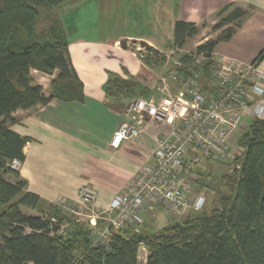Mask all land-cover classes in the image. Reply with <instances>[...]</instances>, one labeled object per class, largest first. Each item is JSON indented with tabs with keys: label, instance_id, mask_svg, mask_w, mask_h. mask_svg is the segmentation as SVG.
Listing matches in <instances>:
<instances>
[{
	"label": "trees",
	"instance_id": "obj_1",
	"mask_svg": "<svg viewBox=\"0 0 264 264\" xmlns=\"http://www.w3.org/2000/svg\"><path fill=\"white\" fill-rule=\"evenodd\" d=\"M66 1L0 0V264H138L140 246L147 252L145 264H264V119H251L239 136L237 145L243 152L231 163L238 168L222 177L227 193L218 192L217 208L171 222L157 232L124 229L112 234L107 248L92 246L86 226L54 205L43 211L38 196L24 191L26 184L11 164L24 160L23 147L29 139L8 128L12 113L46 105L53 98L83 99L82 83L70 63L64 26L56 13ZM242 16L235 9L223 17L213 26L215 32L221 30L217 37L194 51L213 53L219 42L234 35ZM233 22L237 24L229 27ZM198 32L192 24L176 22L172 47L181 49ZM144 49L141 60L147 66L164 63L163 53ZM263 56L264 49L253 62ZM178 60L183 66L178 72L187 75L190 55L181 54ZM31 70L50 76L57 72L50 97L44 96L42 87L32 85ZM208 71L209 66L204 76ZM103 90L108 98L127 101L153 93L137 79L112 73ZM22 208L39 215L25 214ZM61 223L68 227L58 235Z\"/></svg>",
	"mask_w": 264,
	"mask_h": 264
},
{
	"label": "crops",
	"instance_id": "obj_2",
	"mask_svg": "<svg viewBox=\"0 0 264 264\" xmlns=\"http://www.w3.org/2000/svg\"><path fill=\"white\" fill-rule=\"evenodd\" d=\"M65 4L56 10L60 17L68 9ZM85 4L81 11L86 17L76 15L82 7L76 3L69 9L71 26L66 28L61 19L70 63L82 83L83 99L53 98L43 106L16 110L8 124L11 131L29 139L23 147L24 160L18 162L16 170L26 184L24 191L38 196L43 211L62 200L76 201L84 185L96 192L95 206L107 208L112 197L147 163L156 138L166 131V126L147 122L138 138L123 142L117 149L110 147L117 125L125 120L124 109L129 101L106 96L103 85L108 74L137 79L153 90L152 94L157 86L154 69L132 48L141 44L165 54L172 48L176 22L200 28L206 23L216 24L238 9L244 16L234 35L219 42L213 53L250 64L264 49V0H87ZM100 15L111 23L100 24ZM84 18L82 22L79 20ZM203 42L195 43L194 47ZM257 66L264 74V56ZM168 71L166 68L164 74ZM56 74L50 76L31 70L32 85L42 87L44 96L50 97V83ZM170 85L179 88L174 82ZM261 103L264 107V93ZM137 120L133 117L130 121ZM151 213L157 214L159 223L161 216L170 220L168 224L174 222L159 209L152 210L143 216L146 232L149 226L146 216ZM150 223L152 227L156 225Z\"/></svg>",
	"mask_w": 264,
	"mask_h": 264
},
{
	"label": "built area",
	"instance_id": "obj_3",
	"mask_svg": "<svg viewBox=\"0 0 264 264\" xmlns=\"http://www.w3.org/2000/svg\"><path fill=\"white\" fill-rule=\"evenodd\" d=\"M132 50L140 58L146 53L139 47ZM177 52L182 51L172 47L163 53L164 63L153 68L157 79L154 94L127 103L125 120L117 125L110 141V147L117 149L123 142L138 138L147 122L166 126V131L156 138L147 163L112 197L107 208L95 206L96 192L89 185L79 189L76 201L62 200L55 204L67 217L88 212L85 222L92 233V246L107 248L112 234L124 229L138 232L143 215L155 209L174 220L201 211L204 195L193 193L189 183L194 169L206 163L234 160L243 152L237 140L247 127L244 121L261 119L264 115L261 103L264 74L257 63L243 64L193 50L183 53L191 57L186 66L189 73L184 75L178 72L183 67L179 60L173 66L169 64L170 57ZM207 66L209 71L204 76ZM171 82L179 85L176 91L172 90ZM133 117L138 119L135 123L130 121ZM17 167L18 162L13 161L11 168ZM51 222L56 223L53 219ZM67 227V223H61L57 234L63 235ZM142 252L146 262L147 252L140 246L137 263Z\"/></svg>",
	"mask_w": 264,
	"mask_h": 264
},
{
	"label": "rangeland",
	"instance_id": "obj_4",
	"mask_svg": "<svg viewBox=\"0 0 264 264\" xmlns=\"http://www.w3.org/2000/svg\"><path fill=\"white\" fill-rule=\"evenodd\" d=\"M86 1L87 0H74V2L71 0L66 1L67 4H65V5H67L66 7H68L67 11H66V8L63 10V13H62L63 17L62 16L60 17L57 15L60 20L61 19L63 20L66 28L71 26V17H69L71 15V13L69 12L71 5L77 3L80 6H82L80 9V12H78V14L76 13V15H78L79 18L86 17L85 13L81 11L84 9V7L86 5L85 4ZM72 8H75V7H72ZM73 10H76V9H73ZM79 20L82 22L85 20V18L79 19ZM98 21H100V24H102V25H107V24L111 23L109 20L103 18L101 15H100ZM81 22H78V24H80ZM214 25L215 24L206 23V24H203L200 28L198 27V29H199L198 34L186 43V45L183 47L182 52H177L173 56L170 57L171 59L169 61V64H171L173 66V62L178 61V58L181 54L193 51L195 48L194 47L195 43L202 42V41L205 42L204 39H208V40L215 39L221 30H218L215 32L213 30ZM137 46L141 49H144V46L141 44L137 45ZM171 88H172V90L176 91L175 88H173V87H171ZM244 122L248 125L250 120H247V121L245 120ZM231 163H232V161H229L228 163H213V164L206 163V164L202 165L201 167L194 169L192 176L189 178L191 190L195 194H198L201 192L205 198V203L203 205L202 210L197 212V213H201V212L210 213L211 210L218 207V192L222 193V194L227 193V185L222 183V177L224 175L231 174L234 171V169L238 166V165L233 166V165H231ZM22 210L24 211L25 214H28V215H39V213H37L36 211H30V210H26L24 208H22ZM45 210H46V208L44 209V211ZM147 213H150V211ZM155 213H151V214H148L146 216V218L149 219V223H148L149 226L147 229L148 233L157 232L158 230L163 228L165 225H167L168 221L170 222L169 219H167L168 221H166V218H164L163 216H161L162 217V223L157 222L158 218H157V214H155ZM197 213H195V214H197ZM195 214L192 213L189 216H194ZM86 215H88V212H85V213L83 212V214L80 216L69 215L68 218H70L74 221H76L78 219H80L82 221L84 220V222H81V223L88 228V224H87V222H85V221H87ZM177 221H182V220L181 219L174 220V222H177ZM150 222H152V223L156 222V225L152 227L150 225L151 224ZM98 226L100 228H102L103 225L99 223ZM143 226H144L143 224H142V226H140V230H142V229L146 230V228H144ZM143 254H144V252H142V255H141L142 259L138 262V264H145V262H143L144 261V255Z\"/></svg>",
	"mask_w": 264,
	"mask_h": 264
}]
</instances>
